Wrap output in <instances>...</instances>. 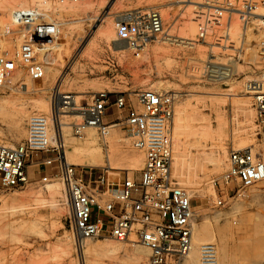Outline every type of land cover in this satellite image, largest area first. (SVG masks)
Instances as JSON below:
<instances>
[{
  "label": "rangeland",
  "instance_id": "1",
  "mask_svg": "<svg viewBox=\"0 0 264 264\" xmlns=\"http://www.w3.org/2000/svg\"><path fill=\"white\" fill-rule=\"evenodd\" d=\"M169 2L175 4L178 12L172 34L182 36L183 30L188 29L186 37L193 38L197 32L193 21L195 7L190 3L181 5L178 0H72L68 4L57 0H0V17L7 18L11 24L6 39L10 49L28 29L42 24H54L74 32L75 38L71 43L75 49L62 62L61 69H52L48 60L37 53L38 59L47 63L44 64L46 90H34L26 71L22 73L27 77V86L0 88V144L14 146L26 141L32 116H43L49 122L54 115H59L63 124L59 126L58 134L67 141V154L72 165L78 166L87 176L92 170L93 177H99L107 168L115 174L111 179L116 180L125 173L138 178L145 157L128 140L124 122L111 129L105 139L94 130L76 136L75 127L82 122L79 115L83 112L63 108L52 113L53 90L63 97L73 98L78 108L92 105L95 96L101 92L109 93L111 101L116 95L123 94L135 104L137 93L143 89L172 92L177 96L173 176L192 198L194 244L197 246L202 230L213 237L210 242L217 245L220 264H243L254 258L256 250L261 252V258L255 259L253 264H264V183L259 182L237 195L239 187L236 184L224 185L222 182L230 168L229 154L233 149L251 148L264 155V124L246 90V83L263 69L255 58V32L248 34L244 62L219 60L221 66L229 67L230 74L217 79L201 76L203 62L207 59V48L203 46L188 49L178 44L154 43L142 56L135 57L123 48L117 49L116 42H109L104 36L113 32L118 43L125 44L115 30L118 12ZM190 24L194 26L193 31L189 29ZM38 47L52 48L48 44ZM246 99L249 103L244 106ZM45 103L50 105V113L42 107ZM19 107L25 108L28 116L23 124L24 136L17 141L13 138L16 130L13 118ZM115 119V110H110V122H118ZM177 125L183 130L179 145ZM49 146L59 147L57 144ZM62 151L60 148L61 154ZM93 153H101L105 164H80L81 159ZM179 153L184 160L181 167L175 161ZM45 155L56 158L58 151L50 150ZM45 155L32 154L28 160L29 169H39ZM132 158L141 160L142 164L132 168ZM58 164L56 161L50 169L57 173ZM44 176H30L29 184L20 189L0 187V264H67L78 260L84 264H101L93 254L95 243L124 249L115 264H136L133 251L137 248L145 250L141 264H148L151 251L140 244L78 238L72 230L70 207L60 177L50 176L49 181L43 182ZM51 184L59 192L55 197L49 193ZM15 198L17 202H13ZM220 199L223 205H218ZM16 203L28 206L30 213H15ZM36 221L41 223L39 227L48 234L47 237L33 228ZM88 241L91 244L84 248Z\"/></svg>",
  "mask_w": 264,
  "mask_h": 264
},
{
  "label": "built area",
  "instance_id": "2",
  "mask_svg": "<svg viewBox=\"0 0 264 264\" xmlns=\"http://www.w3.org/2000/svg\"><path fill=\"white\" fill-rule=\"evenodd\" d=\"M57 1L66 4L72 0ZM178 2L195 7L193 21L197 32L193 38L172 34L178 20L174 3L132 8L118 12L115 17V30L127 50L140 57L154 43L178 44L188 49L203 46L207 48V59L203 62L201 76L217 79L230 74L229 67L221 66L219 60L244 62L248 34L255 32V58L263 69L246 83V90L264 124V0ZM51 27L42 24L28 29L10 49L6 39L11 24L7 18L0 17V88H21L18 78L26 71L34 90H46V69L34 48L43 40L54 42ZM176 105L177 96L172 92L143 89L137 93L136 104L123 94L111 101L109 93L101 92L92 105L81 111L77 110L73 98L63 97L53 90L52 113L63 108L84 113L82 122L75 127L76 136L94 130L105 139L113 127L124 122L133 147L145 157L139 177L125 173L123 177L111 179L115 174L107 168L99 177H93L92 170L87 176L78 166L65 163L60 148L45 143L47 119L36 115L29 120L26 141L14 146L0 144V187L23 188L30 182V156L57 150L56 158L45 155L40 164L53 168L56 161L59 163L54 176L62 181L70 207V223L78 238L131 241L151 251L148 264H187L194 247L195 210L191 196L173 176ZM113 109L114 121H118L115 123L109 120ZM229 166L222 182L236 184L237 195L264 181V155L251 148L233 149ZM49 180L48 175L42 178L43 182ZM218 205H223V200L220 199ZM67 264L84 263L78 260ZM199 264H219L214 242L199 247Z\"/></svg>",
  "mask_w": 264,
  "mask_h": 264
},
{
  "label": "bare ground",
  "instance_id": "3",
  "mask_svg": "<svg viewBox=\"0 0 264 264\" xmlns=\"http://www.w3.org/2000/svg\"><path fill=\"white\" fill-rule=\"evenodd\" d=\"M47 25L52 26L51 30L53 33L54 42L49 41V40H43L40 42L39 45H37L34 48V52H35V54L40 53L41 58H46L48 60L49 67H51L52 69H61L62 62L63 61L65 62L67 60V58H69V56L73 52V50L75 49V45L74 46L71 45L73 39H75L74 38V32H69V31L64 30V29H62V28H60L54 24H47ZM189 29L193 31L194 26L192 24H190ZM187 30L188 29L183 30L182 36L183 37L185 36V38H187L186 36L188 35ZM113 34H114L113 32L112 33L108 32V33H105L104 36L109 42L110 41L116 42L115 45H116L117 49L123 48L125 51H128L126 44L123 43V45H121L120 43H118L119 39L117 37H115V35H113ZM47 44L52 46V48H49L50 50L38 47V46H44ZM42 61H43V64H47L44 60H42ZM20 78H21V80H20ZM18 82H19V85H21V88H23V85L27 86V77H26L25 73H22V72L20 73L19 78H18ZM22 82L24 84H22ZM248 103H249L248 99L243 101L244 106H247ZM42 107L44 108V110L46 112L50 113V105L48 103H45V105ZM77 110L84 111V109H82V108H80V109L77 108ZM83 114H81L79 116L82 117ZM27 116L28 115H27L25 108H23V107L16 108L14 118H13V121L16 125V130L14 132L13 138L17 141L21 140L22 137L24 136L23 124H24ZM61 124H63V121L61 119V116H59V115H56V116L54 115L53 118L49 119V122H47V124H46L47 128L45 129V143L48 142V144L59 145V148H62V150H63L62 154L64 153L63 158H64L65 163L71 164L69 155L67 154V141L65 140L63 135H61V133L58 134V128ZM114 128H116V127H113L112 129H114ZM110 133H111V131H110ZM182 135H183V130L180 128L179 125H177L176 140L178 142V145L181 143ZM90 136H93V135L91 134ZM127 138H128V140H130L129 136ZM178 149H179V147H178ZM175 161L181 167L183 165L182 163L184 161L183 156L179 153L175 157ZM80 164H82L83 166H96V165H104L105 162L102 159L101 153H96V154L93 153L91 156L84 157L83 159H81ZM141 164H142L141 160L136 159V158L131 159L132 168H137ZM111 165L112 164L110 163V166ZM217 166H218V164H217ZM260 183H264V181L260 182ZM49 186H50V189H49L50 195L52 197H55L59 193L58 190L55 189L54 187H52L53 186L52 184ZM17 201H18V199H16V198L13 199V202H17ZM13 209H15V213H18V214L30 213V208L28 206L20 205L17 203L14 205ZM193 221H194V219H193ZM40 224L41 223L39 221H36L33 225V228L38 229V231H40V233H42V235L44 237H47L48 234H46L45 231L39 227ZM194 229H195V226H194ZM88 240H92V239H88ZM210 241H213V237L205 234V232H203L201 230V233L199 234V237L197 239V246L194 244V247H193L192 251L190 252V255L187 259V264H198V262H199V247H200L199 245H201V243L210 242ZM89 242H91V241H88L87 243L84 244V248H87L91 244ZM92 250H93V254L98 258V260L100 261L101 264H115L119 261L120 255L124 249L122 247L113 246L111 244L95 243L92 247ZM133 252H134L133 253L134 261L136 262V264H141V262L143 261V255H145V250L137 248ZM260 254H261V252L256 250L254 252V258L247 260V262H245L243 264H253L255 262V259L261 258ZM227 257H228V253L225 252V258H227ZM218 260H219V258H218ZM219 264H220V260H219Z\"/></svg>",
  "mask_w": 264,
  "mask_h": 264
},
{
  "label": "crops",
  "instance_id": "4",
  "mask_svg": "<svg viewBox=\"0 0 264 264\" xmlns=\"http://www.w3.org/2000/svg\"><path fill=\"white\" fill-rule=\"evenodd\" d=\"M28 174L30 176H37L40 174H44V175H48V176H54L56 174V172H53L52 169H50V167H44L40 164L39 169H35V170H31V168L28 170Z\"/></svg>",
  "mask_w": 264,
  "mask_h": 264
}]
</instances>
